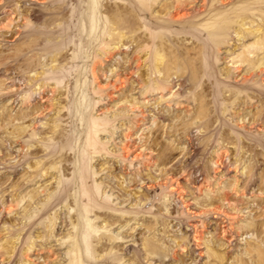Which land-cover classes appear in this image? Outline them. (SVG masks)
<instances>
[{"label": "rangeland", "instance_id": "obj_1", "mask_svg": "<svg viewBox=\"0 0 264 264\" xmlns=\"http://www.w3.org/2000/svg\"><path fill=\"white\" fill-rule=\"evenodd\" d=\"M88 3L0 0V264H264V70L241 61L264 48L234 30L232 12L247 4V26L264 29V0H198L183 11L201 10L197 22L153 25L177 35L166 40L181 59L153 94L140 73L155 55L142 52L138 68L133 38L109 49L100 29L90 38ZM54 4L62 28L45 39L61 45L31 57L35 36L21 31L44 28L33 11ZM224 10L212 38L204 27ZM190 65L193 80L179 77Z\"/></svg>", "mask_w": 264, "mask_h": 264}, {"label": "bare ground", "instance_id": "obj_2", "mask_svg": "<svg viewBox=\"0 0 264 264\" xmlns=\"http://www.w3.org/2000/svg\"><path fill=\"white\" fill-rule=\"evenodd\" d=\"M50 1L56 2L58 0H50ZM233 1L234 0H211V5L212 3L216 5L218 2L219 3L217 5L218 8H224L229 3L231 2L233 3ZM192 2H198V0H127V1L89 0L88 4L92 6V4L94 3V6H93L92 14H90L89 16V18H91L92 28L89 30L88 34L90 38H94L96 37L97 32H99V29H100V31L103 32V34L101 38H97V37L96 38L100 41V45H102V47L108 46L107 49H109L111 45H113L112 48H121L122 46H126L127 42H125V40L126 39L129 40L133 38L136 41L137 47H138L136 54L133 56L134 60H136L138 64V68H140L142 64L141 63L143 61L142 56L144 54L145 56L148 53L151 55H155L154 63L152 61H151V64L147 63L150 68L147 66L148 68L145 69L146 72L143 74L140 73V76L142 77L140 92L143 94H153L156 91L161 92L162 91L161 89L163 87H166L168 84H171V81H169V77H170L169 72L172 69L176 70L178 68L177 66L178 63L181 60L179 58L180 53L173 54V50L169 48L170 44H168L166 40L170 38V36H173V38H177V35L167 32L166 30H164V28L160 30H156L155 32L151 31L150 29L153 25L170 27L172 25H175L176 23L185 24L188 21H191V23L197 22L198 19L202 15L201 10L197 11L193 17H188V18L186 15L187 13L183 12L184 9H186V7H189L190 6L189 4ZM112 4L115 6V8H112L113 6ZM209 4H210V0L208 1L201 0V3L199 4V6L200 8L205 7V9H208ZM152 7H153L152 12L153 11L157 12L161 9L162 11L166 9H170V10L166 13L164 17L158 16L157 18H155L153 17L152 12H150ZM53 8L54 9L62 8V5L57 6L54 4L52 6V11L50 12L45 11L43 8L33 11V14L35 15L36 19L38 20L42 19L43 20L42 22L46 23L44 28H41L40 26L25 24L24 29L22 31L20 30L21 34H24L27 36H35V38L31 40L28 47H26L33 52L31 54V57L32 55L34 57V55L38 54L37 50L41 48L40 46H42V48L46 50H49L53 47H57L61 45L59 43L56 44V43L49 42L45 39L47 35H52L59 28H62V26L52 27V24L50 21H52L53 16H54ZM248 10H249V7L247 4H239L232 8V12L237 13L235 21L237 22L239 26V27H236L234 30L239 35L242 34L243 37L249 34H255L256 36L258 35V38L256 40V43L258 45L257 49L258 48L263 49L264 48V41H263L264 29L259 24H257L256 26L254 25H250L249 27L247 26V24H251L252 22H254L253 19L249 20L250 12ZM209 11H212V10H209ZM226 12L227 10L220 11L216 14V15L220 14V16L218 17L211 16L208 18L209 26L204 27V28L206 32L212 38L216 36L218 32V29L214 31V29L212 28V25H214V23L222 22V28H220L221 35H223V33L225 32V29L228 26L227 23L230 21V20L229 21L227 20V16H224ZM25 14H29V13L22 11V15H25ZM148 17L150 19V22H148L147 24L145 23V25H143V22L146 21L144 19ZM66 20H67L66 22H68L71 19L70 17H68ZM10 25H11V22L5 24V27H10ZM102 25L103 27L100 28ZM14 32L15 31L11 30V35H13ZM190 32H195V31L190 30ZM150 40H154V42L157 43L158 46L156 48H153L152 45L147 44ZM21 49L23 51L25 50V47H22ZM22 51L20 54H18L17 58L19 57L25 61V58L27 56L25 57V54ZM142 52H144L143 55H141ZM104 53L106 56H108L107 51H104ZM187 54H189V52H187ZM8 57H12V56H8ZM27 59H30V58H27ZM241 59H242L241 61L248 60L252 68L257 67L258 69V67H260V71L264 70V67L262 66L264 64V51L262 52L258 51L257 55H254L252 57H249V56L243 57ZM34 61L35 63L30 61V62H27V64L29 66H35L37 64V61L36 60ZM25 63L23 64L25 65ZM153 68L155 71H158L160 73L158 78H154L152 76ZM187 68H188L187 71L184 70L182 73L178 74V76L188 78V80L192 81L193 73L195 72L196 69L193 65H190ZM36 72L37 74L34 76L35 78L38 77V74H42L41 71L39 72L36 71ZM95 78L96 79L99 78L98 72H96ZM119 79L123 82L124 81L123 79L125 78L120 77ZM43 84L44 83H42L41 85ZM136 103L137 102L133 103L132 105H135ZM5 117L8 120L7 124L12 122L11 120L12 118L10 114L8 115L7 113ZM259 118H263V116L261 115ZM57 125L55 124V126ZM26 128L27 126L25 124L17 123L14 126L12 125V127L9 129V132L12 134L15 133V135L19 137L21 134L25 132ZM21 184L22 183H20L19 185ZM38 194L39 192L37 191L31 192L30 197L35 198ZM23 199L24 197L19 198L18 204H20V202ZM0 247L5 249V251H9L8 247H6L4 244H0ZM158 250H159V247L157 246L153 247L154 253L155 252L158 253L159 252Z\"/></svg>", "mask_w": 264, "mask_h": 264}]
</instances>
